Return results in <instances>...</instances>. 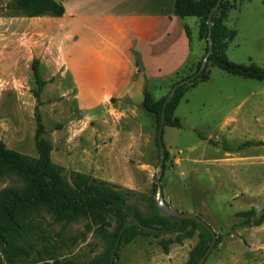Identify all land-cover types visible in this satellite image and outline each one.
I'll use <instances>...</instances> for the list:
<instances>
[{"label": "rangeland", "instance_id": "obj_1", "mask_svg": "<svg viewBox=\"0 0 264 264\" xmlns=\"http://www.w3.org/2000/svg\"><path fill=\"white\" fill-rule=\"evenodd\" d=\"M12 1L0 0V142L36 157L38 106L52 161L67 180L74 171L106 180L128 192L143 213L154 214L162 157L155 114L128 99L114 100L113 109L78 108L70 75L51 61L41 65L46 84L37 100L32 63L40 58L27 40L33 28L48 23L11 9ZM230 1L236 6L226 23L237 34L228 43V58L264 67V0ZM198 20L189 18L193 35ZM208 70L210 78L190 87L177 106L181 125L165 124L164 198L177 211L198 214L215 230L217 239L204 264H264V222L244 224L239 214L264 209V80L212 64ZM150 90L156 99L171 91L162 83ZM8 186L21 188L23 181L13 174L1 177L0 190ZM88 223L83 217L56 221L44 213L33 220L30 239L62 259L88 262L109 245L108 234L89 230ZM175 237L138 235L120 245L115 264H184L199 235L170 244L166 253L160 240Z\"/></svg>", "mask_w": 264, "mask_h": 264}, {"label": "trees", "instance_id": "obj_2", "mask_svg": "<svg viewBox=\"0 0 264 264\" xmlns=\"http://www.w3.org/2000/svg\"><path fill=\"white\" fill-rule=\"evenodd\" d=\"M218 0H176V14L181 18L197 17L199 19L200 38L205 40L204 55L195 63H188L174 77L162 84L169 85L170 90L179 81L195 74L208 50V15ZM236 6L230 0H223L218 11L213 16V52L209 57L204 71L191 82L180 86L169 102L165 113V124L181 125V119L175 114L177 106L190 87L210 78L208 67L212 64L222 70L245 78L264 80V67L255 63L238 64L231 61L226 50L237 30L227 25L229 12ZM9 7L28 17L64 15L65 6L58 0H13ZM139 69H142L138 62ZM33 76L37 87L34 95L40 99L41 91L46 84L41 73V61L35 58L32 63ZM161 83H148L144 89L142 105L155 114L158 130L161 124L163 103L167 94L156 99L150 88H156ZM37 129L35 141L38 155L28 156L17 150L8 148L0 142V178L13 174L23 181V187L8 186L0 190V264H111V253L118 234L124 223L133 218H139L144 224L160 228H173L178 223L164 216L157 203L156 211L146 215L129 200V193L115 189L108 181L83 172L74 171L72 180H67L60 166L52 161V144L44 137L46 128L37 106ZM159 142V137H157ZM160 145V143H159ZM165 170V164H164ZM44 213L52 215L56 221L72 222L78 218L89 220L87 228L108 234L109 245L105 252L91 261L78 263L70 259H62L48 249H39L30 239L33 230V220ZM244 216V224L260 225L264 222V209L258 214L255 208L239 213ZM113 231H109L112 225ZM198 232L199 241L191 249L189 258L184 264H198L213 239L210 229L195 219H184V223L174 239L160 240L164 251L169 252L170 244L182 242ZM165 233L146 231L139 225L128 227L121 243L132 242L138 235L160 237ZM220 240V239H219ZM120 247V246H119ZM119 248L116 251L118 254ZM115 255V256H116Z\"/></svg>", "mask_w": 264, "mask_h": 264}, {"label": "crops", "instance_id": "obj_3", "mask_svg": "<svg viewBox=\"0 0 264 264\" xmlns=\"http://www.w3.org/2000/svg\"><path fill=\"white\" fill-rule=\"evenodd\" d=\"M58 1L64 15L33 17L48 25L33 28L27 41L42 66L51 61L70 75L80 109H113L122 99L141 104L148 83L168 81L205 53L199 20L193 35L176 0Z\"/></svg>", "mask_w": 264, "mask_h": 264}, {"label": "water", "instance_id": "obj_4", "mask_svg": "<svg viewBox=\"0 0 264 264\" xmlns=\"http://www.w3.org/2000/svg\"><path fill=\"white\" fill-rule=\"evenodd\" d=\"M222 1L223 0H218L217 3L214 5V7L211 9V11H210V13L208 15V21H207L208 27H209V32H208V50H207L206 55H205V57H204V59H203V61L201 63L200 68L198 69V71L195 74H193L189 78H187L185 80H182V81H179L178 83H176L172 87L170 93L167 95V97H166V99H165V101L163 103L162 118H161V124H160L159 135H158L162 157H161L160 162H159V169L157 171V177H156L157 183H158V186H159V199L157 201V205H158V208H159L160 212L164 216L176 221L178 224L175 227H173V228L166 229V228H160V227H156V226L146 225L137 217H133V218L127 220L124 223V225L122 226V228L120 229V232L118 234L114 249H113V251L111 253V259H110L111 264H115L116 251H117V249L120 246L121 239H122V236H123L125 230L128 227L133 226V225H139L141 228L145 229L146 231L153 232V233H160V232H162V233H177L182 228L183 223H184V219H188V218L195 219L198 222L202 223L205 227L210 229L212 234H213L212 242L210 243L208 249L206 250L205 254L202 256V258L200 259L198 264H204L205 260L207 259L208 255L210 254L212 248L214 247V244H215L216 239H217V234H216L215 230L204 219H202L196 213H186V212L177 211L176 209L171 207L165 201L164 194H163V189H162V175L164 173V161H165V148H164V144H163V133H164V127H165L166 108H167L169 102L175 96L178 88L180 86L188 83V82H191V81L195 80L197 78V76L199 74H201L204 71V69L206 68V66H207L209 57H210V55L213 52V44H214L213 36H212L213 16L218 11Z\"/></svg>", "mask_w": 264, "mask_h": 264}]
</instances>
